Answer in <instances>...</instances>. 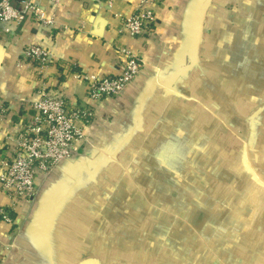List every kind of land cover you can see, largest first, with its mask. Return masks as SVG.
Masks as SVG:
<instances>
[{"label":"crops","instance_id":"1","mask_svg":"<svg viewBox=\"0 0 264 264\" xmlns=\"http://www.w3.org/2000/svg\"><path fill=\"white\" fill-rule=\"evenodd\" d=\"M38 2L44 19L51 23L28 17L23 23L6 25L10 34L5 28L0 33V102L7 110L0 116V165L6 147L13 144L14 123L38 99L40 89L71 108L82 107L92 103L78 75H119L127 59L122 49L138 55L144 66L119 97L95 104V119L85 129L86 142L78 143L80 151L42 182L34 202L13 209L12 199L0 188V209H11L16 218L12 225L0 214V264H148L130 261L134 235L123 226L115 228V222L125 225V216L100 214L101 206L131 204L130 197L100 198V190H111L114 196L131 188L108 180L123 178L124 167L131 174L127 165L138 155L136 143L139 147L151 143L154 150L148 147L150 154L140 155L151 158L161 156L160 152L173 157L180 131L192 141L187 135L196 125L195 118L204 116L202 126L210 120L205 105L196 107L195 94H219L226 101L224 79L229 77L241 87L244 68L259 78L257 66L264 63V39L260 50L257 33L263 25L258 16L262 3L156 0L147 3L157 15L152 30L131 37L123 31V18L141 0ZM35 44L51 53L53 61L45 68L27 57ZM212 77L219 79L214 88ZM244 92L264 94V87L247 86ZM196 110L203 114L195 116ZM159 143L164 144L156 152ZM260 171L264 175V166ZM224 172L218 167L215 176L222 183L212 188L217 192L187 201L194 198L204 216L202 264H264V184L241 178L228 187L221 177ZM158 203L154 198L149 204ZM223 213L226 219H221ZM144 239L140 236L137 243Z\"/></svg>","mask_w":264,"mask_h":264},{"label":"rangeland","instance_id":"2","mask_svg":"<svg viewBox=\"0 0 264 264\" xmlns=\"http://www.w3.org/2000/svg\"><path fill=\"white\" fill-rule=\"evenodd\" d=\"M259 2L262 3L259 5L262 12L258 16L263 25L257 33L261 50L263 46L260 41L264 39V0ZM238 33L240 35V30ZM249 48L245 50L248 51ZM227 64L228 69L233 72L230 63ZM247 64L250 67L251 63ZM256 66L254 63L255 70H257ZM257 68L260 73L259 78L251 77L253 71L248 68L242 70L241 87H236L234 80L229 77L224 79V86L228 90L226 101H224L225 96L222 97L223 100L219 99V94L204 95V97L202 94H195L196 107L205 105V113L209 114L210 120L204 121L202 126L204 116L195 118L196 125L187 135L192 141L185 140L187 133L180 131L179 141L174 143L176 149L171 152L173 157L163 155L165 152H160V147L164 143H159L155 150L160 152L161 156L144 158L140 155L145 151L146 154H150L147 149L150 147L154 150V146L142 142L139 147V143H136L135 152L138 155L127 165L132 169L131 174L124 167L123 178L108 180L125 182V185L131 188L118 190L114 192L116 193L114 196L111 190H100V198L107 195L131 199V204H123V206H101L100 214L125 216V225L115 222V228L123 226L134 235L131 238L132 251L129 256L133 263L202 264L204 240L201 220L204 216H201V207L194 198L188 203L187 201L189 197H208L213 192H217L212 188L217 186L219 181L222 183V180L215 176L218 167L219 170L225 171L224 175H221L225 186L229 187L232 181L239 182L241 178L251 182H255L256 178L259 183L264 184V175L260 171L264 166V94L244 92L247 86L264 87V63L259 62ZM218 80L212 77L213 88L217 86ZM202 112L203 110H196L195 116H198V113L203 114ZM203 134L205 136H202ZM168 152L170 155V149ZM233 165H237V171ZM216 168L217 170H214ZM154 198L159 203L150 205L151 199ZM141 203L148 205L143 208ZM213 213H217V208H213ZM223 215L225 217L221 219H226L227 214L223 213ZM112 224L109 223V226ZM140 236L145 238L142 244L137 243Z\"/></svg>","mask_w":264,"mask_h":264},{"label":"built area","instance_id":"3","mask_svg":"<svg viewBox=\"0 0 264 264\" xmlns=\"http://www.w3.org/2000/svg\"><path fill=\"white\" fill-rule=\"evenodd\" d=\"M59 3L62 0H51ZM156 0H141L139 7L123 18V31L131 37H140L152 30L157 15L147 3ZM28 17H35L44 23L38 0H0V33L9 23H23ZM126 63L117 76L97 78L86 74L78 75L87 86L92 104L71 108L63 99H57L46 89L38 91V99L29 105L26 113L16 123V134L12 139L0 165V188L12 199L15 209L21 203H32L37 198L42 182L65 160L80 151L78 143L86 142L85 129L94 121L96 103L119 97L135 81L144 63L127 49ZM28 59L40 69L52 63L50 51L39 44L31 45L26 52ZM7 113L0 102V116ZM0 214L10 224L16 223L11 209L2 207Z\"/></svg>","mask_w":264,"mask_h":264}]
</instances>
